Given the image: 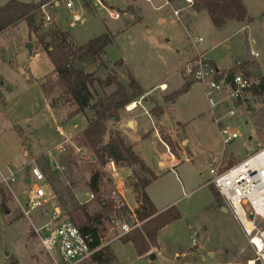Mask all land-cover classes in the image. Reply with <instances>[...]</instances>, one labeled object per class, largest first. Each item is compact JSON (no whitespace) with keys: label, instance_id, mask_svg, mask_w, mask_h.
I'll use <instances>...</instances> for the list:
<instances>
[{"label":"rangeland","instance_id":"rangeland-1","mask_svg":"<svg viewBox=\"0 0 264 264\" xmlns=\"http://www.w3.org/2000/svg\"><path fill=\"white\" fill-rule=\"evenodd\" d=\"M9 1L0 0V6ZM15 1L32 3L38 0ZM50 1L40 2L47 4ZM249 1L256 3V0ZM260 1V4L249 5L251 12L256 14L257 9L264 7V0ZM82 2L81 19L77 22L69 11L49 7L52 23L45 24L38 36L30 35L25 22L0 35V264H13V261L15 264H54L34 233L35 227H42L49 221L48 215L54 206L77 224L84 221L82 207L90 216L100 215L103 222L100 228L102 242L115 255L113 264H139L133 246L126 245L120 237V224L126 221V216L121 218L114 211L120 207L119 201L124 202L117 186L122 187L124 180L126 186L128 178L124 176L126 179H123L122 174L114 178L110 166L108 168V159L103 165L90 148L80 145L77 139L89 125L86 116L78 115L70 119L68 116L74 108L66 106L53 111L48 107L52 99L62 95V91L55 87L51 97L45 98L43 94L42 86L54 84L57 77L40 47L39 37L52 43V33L59 29L68 34V40L75 47H81L93 38L109 34L113 38L112 44L100 60L82 65L85 72L102 79L104 83L116 77L128 85V76L134 70L143 88L166 83L172 91L179 82H184L185 71L180 72V68L191 58L194 47L183 27L184 18L179 22L172 7L165 5L153 12L144 7V0H135V3H130L133 10L127 12L129 5L124 0H111L112 11L117 13L116 7L123 10L119 20H112L108 12L94 8L92 0ZM195 22L196 30L192 38L199 35L206 44L221 43L213 54L220 65L226 68L232 64L228 69L231 70L236 69L240 62L243 65L241 71L250 73L253 81L264 77V16L237 34L240 27L232 24L222 30L216 29L207 14L197 16ZM252 31L255 45L247 42ZM176 50L180 53L176 54ZM252 50L258 52L260 58L252 59ZM193 85L190 93L180 97L177 103L166 104V122L174 125L175 129L171 130L174 133H169L160 124L155 126L161 141L170 137L174 142L177 153L173 158L175 163H171L169 149H165L164 144L162 146L163 141L160 144L156 138L152 124L147 128L150 134L145 137L146 140L137 144L141 158L159 176L149 190L157 206H175L182 214L179 220L159 234L163 258L167 261L163 263L250 264L255 254L247 236L233 214L224 211L226 206L216 203L213 190L207 183L211 179L212 163L222 151L226 155L223 163L226 166L232 153L236 162H242L256 148L264 145V99L251 100L246 105L238 103L234 107L231 102L222 103L212 111L214 119L210 116L202 86ZM114 89L115 86H95L93 104ZM171 94L169 88H159L157 92L145 95V100L140 98L134 102L137 103L135 110H129L133 103L127 105L119 112L118 121L112 119L108 122L105 143L119 132L132 146L129 136L122 131H126L132 139L139 134L143 136L144 127L135 134L133 124L128 125V122L138 121L140 115L153 117V101L165 105L164 97ZM230 110H235L236 116L227 119L225 115ZM87 114L91 116L92 113L88 111ZM216 119L232 123L231 128H236L241 138L225 148ZM17 127L23 131L22 136L18 135ZM58 128H62L64 133L60 134ZM183 140L187 141V147ZM158 161H162L163 166H159ZM34 166L41 169L45 181L37 182L33 178L31 169ZM118 167L121 170L127 168ZM9 170L15 176L14 181H9L7 185L3 177H9ZM124 170L121 173L124 174ZM134 170L138 171V168ZM95 171L103 175V195L100 199L97 195L91 198L89 189ZM27 179H30V184ZM34 184L46 189L50 201L45 208L30 212L27 218L22 207L26 206L28 191ZM126 191L130 189H124V195L133 206L134 195ZM259 226L263 228L264 221ZM194 233H197L195 247L191 243ZM159 249L157 243L147 255L157 256ZM147 255L142 258L148 259ZM158 260L164 261L161 258Z\"/></svg>","mask_w":264,"mask_h":264},{"label":"trees","instance_id":"trees-1","mask_svg":"<svg viewBox=\"0 0 264 264\" xmlns=\"http://www.w3.org/2000/svg\"><path fill=\"white\" fill-rule=\"evenodd\" d=\"M42 5V2L30 4L11 0L0 6V35L4 31L25 22L30 35L38 36L46 24L41 14ZM191 6L196 13L206 12L217 29L225 27L230 22L250 24L254 21L242 0H193ZM52 37V43H47L43 37H39L40 47L51 62L57 77L54 84L51 83L48 87L42 86L43 94L45 98L51 97L54 94V88L59 87L62 95L51 100L49 103L51 110L57 111L60 107L68 106L74 108L68 118L73 119L78 115H84L89 119V125L77 139L80 145L90 148L103 165L106 164L105 159H108L113 160L119 166L132 169V175L128 178L126 185L134 195L138 207L136 210L130 211L126 204H123L122 207L117 206L118 208L114 211L121 218L126 216V221L132 220V217L135 216V219L144 222L141 229H136L122 236L124 243L131 244L137 255L143 257L157 246L159 232L179 220L182 214L175 206L159 212L147 194V188L157 179V176L138 156L134 148L125 142L119 132L112 135L107 143H105V137L108 133V122L112 119L118 121L119 112L127 105L140 98L145 100V92L132 73L128 76V85L123 84L116 77H111L107 83H104L102 79L85 72L82 68V65L94 63L102 58L106 48L112 44L111 35L103 34L89 40L87 44L81 47H75L68 40V34L59 29L53 31ZM212 64L217 67L213 61ZM221 71L226 75L229 82L232 81L234 74L239 72L238 69H221ZM244 74L246 77L254 79L250 73L244 72ZM256 81L258 84L250 90L249 95L241 101V104H248V99L252 97L264 99V77L256 78ZM97 85L102 87L115 86V89L93 104V88ZM192 85L191 82L185 83L178 91L165 96L163 102L165 104L176 103L182 95L189 92ZM153 103L154 108L151 110V115L154 118H160L164 114V107L154 101ZM88 111L92 113L91 116L87 114ZM15 129L19 136L23 135L20 128ZM162 141L169 152L173 156H177L172 139L164 137ZM135 168H138V171L134 170ZM102 178V173L95 171L89 183L92 195H97L99 199L103 195ZM209 187L213 190L216 203L223 205L224 203L214 187ZM82 208L84 221L80 224H73L84 236L92 239L91 247L93 249L99 248L103 243L102 231H100L103 225L102 217L100 215L90 216L85 207ZM147 256L151 260L157 259L154 254ZM114 259L115 255L111 248L105 246L94 255L92 263L113 264Z\"/></svg>","mask_w":264,"mask_h":264},{"label":"built area","instance_id":"built-area-1","mask_svg":"<svg viewBox=\"0 0 264 264\" xmlns=\"http://www.w3.org/2000/svg\"><path fill=\"white\" fill-rule=\"evenodd\" d=\"M192 3V0H186ZM101 7H104L98 0ZM82 0H51L50 3L41 6V14L46 24L52 23V16L49 13V7L63 8L72 13L73 20L81 19L80 11H82ZM105 9V8H104ZM113 19H118V13H110ZM175 16L179 17V12H175ZM192 45L197 48L203 43L202 37L191 38ZM1 46V43H0ZM251 56L258 59L259 53L251 52ZM242 63L238 62L232 81H227V77L222 73L221 69L213 66L212 60L205 54H197L185 67V74L188 82L200 84L204 89L209 108L213 111L217 106L225 102H231L233 107L235 104L245 100L250 90L258 84V81L246 77L242 70ZM161 89V87H160ZM161 90H164L163 88ZM257 98H249L248 101ZM236 116L235 110H230L225 118H233ZM221 125V135L225 148L233 144L241 138L240 132L236 128H231L230 122L224 123L222 119H216ZM223 125V126H222ZM59 133H64L58 128ZM111 173L114 178L121 175L118 165L109 160ZM31 174L37 182L45 181V175L41 169L34 166ZM15 174L9 170V177L4 178L3 182L8 185L9 181H14ZM211 179L207 185L214 187L226 208L233 214L238 221L242 231L248 238V242L252 247L255 258L250 264H264V226L261 228L259 224L264 221V145L259 146L244 161L228 166L223 165L222 161H218L212 165L210 169ZM30 184V179H28ZM27 204L22 207L25 217H29L30 212L38 211L47 206L49 203V195L46 189L34 184L28 191ZM91 198H94L91 195ZM123 206V202L118 203ZM49 221L39 228H34V233L39 239L44 251L50 256L54 264H88L92 262L94 255L100 251L105 245L93 249L91 247L92 239L84 236L81 231L66 218L59 207L54 206L50 213ZM143 221L135 219L121 222L120 237L136 230L141 229ZM251 226L248 229L247 225ZM192 246L197 245V233L191 236ZM142 264H165L161 260L146 259Z\"/></svg>","mask_w":264,"mask_h":264},{"label":"crops","instance_id":"crops-1","mask_svg":"<svg viewBox=\"0 0 264 264\" xmlns=\"http://www.w3.org/2000/svg\"><path fill=\"white\" fill-rule=\"evenodd\" d=\"M21 1H24V0H21ZM40 1L41 0H38V1H36V2H32L33 4H38V3H40ZM100 2H101V4L104 6V7H101L100 5H99V3H98V0H92V3H93V6H94V8H99V10L101 9L102 11H105V12H108L109 13V18L110 19H112V20H117V19H113L111 16H110V13H113L114 11H112L113 9H114V7H112V6H110L109 4H110V1L111 0H99ZM125 2H126V4L127 5H129V6H127V12H130V11H132L133 10V6H131L130 5V3H131V1H132V3H135V0H124ZM130 1V2H129ZM193 1V0H192ZM243 1V3L245 4V6H246V8H247V10H248V13H249V15L253 18V20L255 21L257 18H261V17H263L264 16V7L263 8H260V9H257V13L255 14V13H253V12H251V10H250V6L249 5H256V4H260L261 3V1L260 0H256V3H251V1H247V0H242ZM20 2V1H19ZM144 2H145V6L144 7H146L147 9H148V11H155V10H159V9H161V8H163L165 5H167V6H169V7H172L173 8V13H174V16H175V12L176 11H178L179 12V17H177V19L179 20V22H181V21H183V19H182V17L184 18V20H185V22L183 21V27H184V29L186 28V30H187V34H188V36L190 37V39L192 38L191 36H193V34H194V31L196 30L195 29V19L197 18V16H199V15H204V14H207L206 12H202V13H196V12H194L193 11V9H192V3L190 4V3H188L186 0H144ZM8 3V2H7ZM23 3H25V1L23 2ZM27 3V2H26ZM83 3V2H82ZM31 4V3H30ZM5 5V4H4ZM116 5V4H115ZM3 6V5H2ZM82 7H83V5H82ZM116 7V6H115ZM257 7H259V6H257ZM105 8V9H104ZM111 9V10H110ZM116 10L118 11L117 13L119 14V16L121 15V13H122V9H120L119 7H116ZM99 12V11H98ZM114 13H116V11L114 12ZM208 15V14H207ZM121 17V16H120ZM120 17L118 18V20L120 19ZM208 17H209V15H208ZM209 19H210V17H209ZM211 21V20H210ZM212 23V22H211ZM232 24H235V26H237V27H240V29L239 30H237L236 31V34L241 30H244L245 28H248V23H237V22H230V23H228L225 27H223V28H221L220 30H222V29H225V28H227V27H229V26H232ZM212 25H213V23H212ZM214 26V25H213ZM215 27V26H214ZM217 29V28H216ZM196 37L197 36H199V35H195ZM199 37H201V36H199ZM204 40V39H203ZM252 42L254 45H255V43H256V39H255V37H254V34H253V31H252V33L250 34V35H248V38H247V42L249 43V42ZM208 45H211V46H208ZM221 46V43L220 42H216V43H209V44H206V41H203V43L202 44H199L198 46H197V48H193V53H192V55H191V58L187 61V63L183 66V67H181L180 68V72H184L185 71V67H186V65L197 55V54H205L208 58H210L216 65H217V67L219 68V69H223V70H228V69H230L232 66V64L229 66V67H226V68H224L222 65H220L219 64V62H217L215 59H214V57H213V54H214V51H215V49H217V48H219ZM194 47V46H193ZM252 51H254V50H252ZM251 51V52H252ZM251 52H250V57L252 58V59H256V58H254V57H252L251 56ZM254 52H256V51H254ZM180 53V50H176V54H179ZM256 53H258V52H256ZM260 58V57H259ZM257 60V59H256ZM125 61V60H124ZM125 62H127V61H125ZM232 69H234V68H232ZM243 70V69H242ZM132 71V70H131ZM134 72V70L131 72V73H133ZM133 75L135 76V78L137 79V81L139 82V77L137 76V74L134 72L133 73ZM183 76H184V82L182 81V83L181 82H179L178 83V85L174 88V90L172 91L171 90V87L169 86V85H167L166 83H159V84H157L155 87H150L149 89H145V88H143L142 87V85H141V87H142V89H143V91L145 92V95L146 96H148V95H150V94H152V93H154V92H157V90H159V88L160 87H162V86H166L167 87V89L169 88V90L173 93V92H175V91H178L184 84H185V78L187 79V77H186V74H185V72L183 73ZM187 81H188V79H187ZM194 86V85H193ZM193 86H191V88H190V90H189V92L188 93H190V91L192 90V87ZM202 89H203V87H202ZM203 92H204V89H203ZM188 93H186V94H184V95H187ZM184 95H182V96H184ZM205 95V94H204ZM181 96V97H182ZM179 100V99H178ZM177 100V101H178ZM48 103V102H47ZM177 103V102H176ZM175 104V103H174ZM173 104V105H174ZM162 105V104H161ZM169 105V104H168ZM168 105H162L163 107H164V114H163V116H161L160 118H154V117H151V116H143V115H140V118H139V120L138 121H136V120H134L133 122H128V125H130V123L131 124H133L132 125V127H133V133H139V130H140V128H143V136H141L140 134H139V137L137 136V137H134V138H130V135L126 132V131H122V132H124L127 136H129V142H130V144L133 146V148H134V151L138 154V156L141 158L142 156H141V154H140V152L138 151V149H137V144H141V143H143L146 139H145V137L146 136H148L149 134H150V132L148 131V127L150 126V124H152L153 126H154V134H155V136H156V138L158 139V141L160 142V144L162 143V141H161V139H160V136H159V134H158V131H157V128L155 127L156 125H158V124H160V126L162 127V126H164V128H165V130L167 129V130H169V133H174L173 131H171V130H173V129H175L174 128V125L172 126L171 124H170V122H166V116H167V114H168ZM172 105V104H171ZM48 107H49V105H48ZM209 111H210V116L212 115L213 116V118L215 119V114L213 115V112L209 109ZM216 123H217V125L219 126V129H221V125L220 124H218V122L216 121ZM223 126V125H222ZM60 129H62V128H60ZM63 130V129H62ZM152 132V131H151ZM149 133V134H148ZM136 139V140H135ZM182 143L187 147V141L186 140H183L182 141ZM163 144L164 143H162V146H163ZM225 147V146H224ZM164 148L165 149H168L167 148V146L164 144ZM257 149V148H256ZM255 149V150H256ZM254 150V151H255ZM253 151V152H254ZM168 152H169V150H168ZM252 152V153H253ZM252 153H250V154H252ZM169 157L171 158V163H175V162H173V158H175L171 153H169ZM225 153H224V151H222L219 155H217L216 156V158H215V160L213 161V163H212V165H214V163H216V162H218L219 160L220 161H222L223 163L225 162L224 161V159H226L225 158ZM250 156V155H249ZM144 162H145V160L143 159V158H141ZM227 160H229V161H227V165L228 166H232V165H236V164H238V163H240V162H236V160H235V158H234V155H233V153L231 154V155H229L228 156V159ZM244 161V160H243ZM145 164H146V162H145ZM147 165V164H146ZM158 165L159 166H163V162L162 161H158ZM212 167V166H211ZM150 168V167H149ZM151 169V168H150ZM123 170L124 169H120V173L121 172H123ZM152 171H153V173L157 176V178L159 177L156 173H155V171L153 170V169H151ZM124 171H126L124 174L123 173H121L122 174V176H123V179H126V178H129L131 175H132V170H130V169H128V168H125V170ZM126 178H125V177ZM157 180V179H156ZM155 180V181H156ZM29 180L27 179V182H28ZM125 181V180H124ZM121 182V184L123 185L122 187H120V185H118L117 186V190H118V193L121 195V197H122V199L124 200V202H125V204H126V206L130 209V211H134V210H136L137 209V207H138V204H137V202H136V200H135V197L133 198V201H134V205L133 206H131L130 204H129V202L127 201V198H126V196L124 195V189L126 190H128V188H127V185L125 186V182ZM154 181V182H155ZM154 182L147 188V194L149 195V197H150V199L152 200V202H153V204L155 205V207H156V209L159 211V212H163V211H165V210H167L168 208H170V207H172V206H167V207H164V208H159L158 206H157V204H156V202H155V200L152 198V196L150 195V193H149V190L151 189V187L153 186V184H154ZM126 187V188H125ZM131 191V190H130ZM130 191H126V193H128L129 192V194H131L130 193ZM132 197H133V195H132ZM123 202V203H124ZM228 212H229V210H228ZM170 226V225H169ZM169 226H167V227H165L164 229H162L160 232H159V234L161 233V232H163L166 228H168ZM159 234H158V243H159V246H160V249H159V252H158V254H157V259L156 260H158V258L160 259H162V260H164V261H162V262H167L166 261V259H164L163 258V254H162V249H161V245H160V242H159ZM126 245H131V244H126ZM161 256V257H160ZM136 257H137V262L139 263V264H142L145 260L142 258V257H140V256H138L137 254H136ZM149 259V258H148Z\"/></svg>","mask_w":264,"mask_h":264},{"label":"bare ground","instance_id":"bare-ground-1","mask_svg":"<svg viewBox=\"0 0 264 264\" xmlns=\"http://www.w3.org/2000/svg\"><path fill=\"white\" fill-rule=\"evenodd\" d=\"M162 88H163L164 90L167 89L166 86H162L161 89H162ZM136 108H137V103H133V104L130 106L129 110H130V111H133V110H135ZM247 226H248V229H251V226H250L249 224H248Z\"/></svg>","mask_w":264,"mask_h":264},{"label":"water","instance_id":"water-1","mask_svg":"<svg viewBox=\"0 0 264 264\" xmlns=\"http://www.w3.org/2000/svg\"><path fill=\"white\" fill-rule=\"evenodd\" d=\"M28 49H29V51H30V46H28ZM130 125H131V123H130ZM224 211H226V212H228V209L227 208H224Z\"/></svg>","mask_w":264,"mask_h":264}]
</instances>
